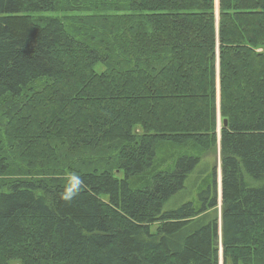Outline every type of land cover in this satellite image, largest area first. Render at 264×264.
I'll list each match as a JSON object with an SVG mask.
<instances>
[{
  "label": "trees",
  "instance_id": "1",
  "mask_svg": "<svg viewBox=\"0 0 264 264\" xmlns=\"http://www.w3.org/2000/svg\"><path fill=\"white\" fill-rule=\"evenodd\" d=\"M62 1L0 0V103L35 108L72 161L114 158L0 191V264H219L220 237L223 264H264V0H217L218 21L216 0L34 19Z\"/></svg>",
  "mask_w": 264,
  "mask_h": 264
},
{
  "label": "rangeland",
  "instance_id": "2",
  "mask_svg": "<svg viewBox=\"0 0 264 264\" xmlns=\"http://www.w3.org/2000/svg\"><path fill=\"white\" fill-rule=\"evenodd\" d=\"M215 8L216 21H218L217 0ZM85 9V4L83 2L69 0L67 2L62 1L59 10L53 13H40L33 16L37 22H44L50 18H58L65 23L70 31H77L81 26L85 25L86 22H89V18L92 16L91 13ZM21 101V107L20 103H15L11 99H7L0 103V152L1 156L9 163V170L0 176V191H6L10 185L22 181H45L50 184L66 183L68 180L72 179V175L67 172L66 169L69 167L76 168L79 161L111 164V160L114 157L110 154L111 150L109 151L108 145L110 143L107 144V146L105 145L106 149H103L105 147L101 149L102 154H105L103 158L92 157L91 159V157H89L88 159H78L76 162L68 157V146L61 147L54 140L48 143L46 141L39 143L38 141H40L42 137L41 130H33L34 128H30V126H33V123L36 125L39 123L41 124V120L35 117V115H37V110L31 108L30 111H23L25 103L23 100ZM220 123L221 121L218 119L219 129L221 126ZM136 130L139 133L142 132L139 128ZM114 142L116 143V140H114ZM212 157L216 158L217 166L219 167V145H217L216 154L212 155ZM218 179L220 182V173ZM215 216L220 223V198ZM220 238L218 256L219 264H223ZM261 260L253 261L252 264H263Z\"/></svg>",
  "mask_w": 264,
  "mask_h": 264
},
{
  "label": "clouds",
  "instance_id": "3",
  "mask_svg": "<svg viewBox=\"0 0 264 264\" xmlns=\"http://www.w3.org/2000/svg\"><path fill=\"white\" fill-rule=\"evenodd\" d=\"M76 179L79 181V183H82V180L79 177H76ZM78 188H79V185L77 186V191H73V192H71V194H68L69 193V189L66 188L65 192L61 193V197L63 199H65V200H67V201H70L73 198V196L78 194Z\"/></svg>",
  "mask_w": 264,
  "mask_h": 264
},
{
  "label": "water",
  "instance_id": "4",
  "mask_svg": "<svg viewBox=\"0 0 264 264\" xmlns=\"http://www.w3.org/2000/svg\"><path fill=\"white\" fill-rule=\"evenodd\" d=\"M224 127H226L227 126V122L226 121H224ZM17 264H20V263H17Z\"/></svg>",
  "mask_w": 264,
  "mask_h": 264
}]
</instances>
